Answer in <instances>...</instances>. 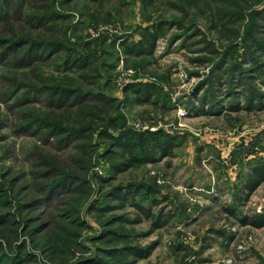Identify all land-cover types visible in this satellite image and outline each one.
<instances>
[{"label": "rangeland", "instance_id": "obj_1", "mask_svg": "<svg viewBox=\"0 0 264 264\" xmlns=\"http://www.w3.org/2000/svg\"><path fill=\"white\" fill-rule=\"evenodd\" d=\"M244 3L7 1L0 20V212L13 213L14 223L0 224L3 251L25 246L33 256L28 264H89L104 247L99 237L112 229L128 239L115 247H153L135 264H264V229L221 212L234 204L248 166L264 163V107L245 109L242 95L240 109H229L223 72L247 62L250 52L259 56L256 43L244 44L247 34L264 42V28L251 30L264 2ZM229 8L248 14L229 25L234 41L219 28L220 9ZM147 32L158 36L151 52ZM24 39L64 46L27 54ZM141 42L144 53H126ZM229 46L235 58L223 61ZM218 67L223 83L213 75ZM253 87L264 92L259 79ZM212 102L220 114L194 109ZM103 130L159 134L173 144L171 155L115 174L112 165L122 158L108 153L112 140ZM128 185L146 188L117 208L110 193ZM260 188L244 212L263 210ZM108 206L116 208L100 211Z\"/></svg>", "mask_w": 264, "mask_h": 264}, {"label": "trees", "instance_id": "obj_2", "mask_svg": "<svg viewBox=\"0 0 264 264\" xmlns=\"http://www.w3.org/2000/svg\"><path fill=\"white\" fill-rule=\"evenodd\" d=\"M7 1L8 0H0V20L4 21L6 19L5 16H8L7 11ZM150 3H152L154 0H146ZM245 2L244 4L249 5V2L252 0H242ZM256 2V5H262L263 0H253ZM263 1V2H262ZM252 6V5H251ZM254 8V7H253ZM239 9V8H238ZM237 9V10H238ZM234 9H224L219 12V23H222L219 28L224 29L226 28L229 31V34L227 39L233 40L235 38H231V28H228L229 25L235 24L238 20L241 21L242 18L248 16L245 15V11L243 8L240 9V12L233 11ZM248 11V10H247ZM253 14L256 16V20L254 21L251 30L252 31H263L264 28V5L259 9L253 12ZM229 21L228 23H223V19H226ZM236 25V24H235ZM214 28L217 29V25L214 24ZM161 29V28H160ZM158 31V36L160 33V30ZM156 33L147 32L146 33V40H149L151 44L150 52L152 51V48L155 47L156 39L158 38ZM1 41L11 43V44H18L19 42L12 41L11 39H1ZM234 41V40H233ZM231 41V43L233 42ZM256 43V46H258V52L259 56L255 55L253 52H250L248 54V61L246 62L245 58H243V62L237 63V65L233 66L232 68H227L223 70V67H218L220 70L214 71L213 75L215 77V81L217 83H223L224 82V74L221 72V69L223 72L227 73V78L225 79V82L227 83L228 90V96L233 97L231 100V106L229 109H240V102L239 99L242 95L245 97V103L244 106L247 110H259L264 107V92L259 90H254V84L256 80H260L264 83V61H261L260 56L264 54V42H261L259 39L255 38L254 36H251L250 34H247L244 40V44L249 45L251 42ZM23 42L27 43L28 50L27 54H33L34 51H42L45 50L46 52H50L54 48L56 50L62 49L63 44H57L54 46V44L47 45L45 42L42 41H31V40H23ZM234 43V42H233ZM213 44V43H211ZM62 47V48H61ZM217 47V46H216ZM143 43H139V49L135 47H127L126 53L128 55H140L136 54L135 52L141 51L142 52ZM214 49L216 51V48L214 46ZM49 50V51H48ZM236 50V48H235ZM232 50L231 47H227L224 51L223 55V61H227V58L233 57L236 55V51ZM214 51V52H215ZM24 52V51H23ZM261 53V54H260ZM87 60V59H84ZM207 60V59H206ZM246 63V64H245ZM248 67H246V65ZM219 88H215L214 91L212 89L211 93H213L212 97H214V93H218ZM135 93H139L138 91ZM151 94L147 95V99L142 101V97H140L139 102H146L147 100H150ZM206 95V94H205ZM204 95V96H205ZM203 96V97H204ZM207 99V98H206ZM206 99L203 100L206 101ZM213 101V100H209ZM207 101V102H209ZM206 102V103H207ZM199 107H194L196 112H198L200 115L207 114V115H215L220 114L222 111V106L220 104H216V102H212V104L207 105V108L204 109V104ZM225 109V108H224ZM223 109V110H224ZM110 129H117L118 125L114 121V119H111L109 122ZM102 136L106 138H109L112 140L111 143V150L108 153H112L113 155H119L122 158V161L113 164L112 170L115 174H120L127 172L129 169L133 168L135 165H142L146 163H154L156 162L160 156H169L171 155L172 146L173 144L170 143L168 139H163L160 137L159 134H152L150 132L145 133H138L133 130L129 131H123L119 135H115L110 132V130H103ZM70 133L67 136H70ZM67 139L69 137H66ZM159 154V155H158ZM264 182V163H260L255 165L252 168V171L248 174V177L246 181L244 182L243 186L240 189V192L249 191L252 192L256 188H258L262 183ZM81 185V184H80ZM80 187V186H79ZM52 188H55L53 186ZM146 188V186H134V185H128V186H118L115 187L113 192L110 193V196L114 199L120 200V203L117 205L118 207L124 208L126 204L128 203V199L130 196L135 195L137 191H140V189ZM246 199H249V194L246 196ZM132 205H134L141 213L146 214L149 217H152L154 214L152 213V209L150 207H145L139 202H131ZM116 206H108L104 210L100 211H108L115 209ZM226 210L232 214L236 215V212L234 209L226 208ZM239 222L242 225H250L255 228H261L264 227V208L260 212H254L253 214H244L241 217H238ZM122 221H125V219H121ZM9 223H14V214L13 213H5L0 212V224L3 226L8 225ZM157 228L161 227V223L155 224ZM121 231V230H120ZM118 232L112 229L106 230L102 236L99 237L104 242V247L101 248V250L97 253H95V256L93 259L90 260L89 264H135L139 259L147 258L151 255L153 247H147V248H141L138 246H123V247H115L120 244L125 243L124 241H127V236H125L122 232ZM225 232L220 231V235H224ZM53 245H50V247ZM2 245H0V264L3 262H6V264H28L33 258L32 254L26 250L25 246H16L14 249V252L12 254H9L6 251H3ZM88 264V263H87Z\"/></svg>", "mask_w": 264, "mask_h": 264}, {"label": "crops", "instance_id": "obj_3", "mask_svg": "<svg viewBox=\"0 0 264 264\" xmlns=\"http://www.w3.org/2000/svg\"><path fill=\"white\" fill-rule=\"evenodd\" d=\"M254 166H255V165H254ZM254 166H248V167H249L248 172H247V173L245 172L243 178L241 179V181H240V183H239V184H240V189H241V187L243 186L244 182L246 181V179H247V177H248V174L252 171V168H253ZM246 168H247V167H246ZM262 186H264V182H263L258 188H256L254 191H252V192L245 191V194H244V192H240V189H239V190H238L239 192L237 191V192H236V195H233V196H235L234 198H232V199H233L232 202H233L234 204H232V205H230V206H227L226 204H223L224 206H223L221 212H222V211H223V212L225 211L226 213L230 214V213L226 210V208L234 209V211L236 212V215H232V214H230V215L234 216V218L238 220L237 224H240V226H243V227H250V225H242V224L239 222L238 217H241V216L244 215V214H248V213L244 212V211L241 209V207H243L242 204L245 203V201L247 200V199H246V196L249 194V199H252V196L255 195L256 192H257L259 189H261L260 187H262ZM224 203H226V202L224 201ZM257 211L260 212L261 210L259 211V210L257 209ZM237 220H236V221H237ZM237 224H234V225H237ZM252 228H253V229H257V230L264 229V227H261V228H255V227H252Z\"/></svg>", "mask_w": 264, "mask_h": 264}]
</instances>
